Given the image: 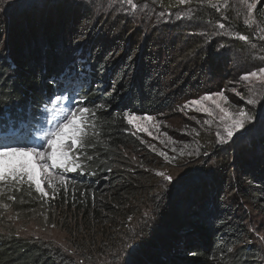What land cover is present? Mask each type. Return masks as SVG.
Instances as JSON below:
<instances>
[{
  "label": "trees",
  "instance_id": "trees-1",
  "mask_svg": "<svg viewBox=\"0 0 264 264\" xmlns=\"http://www.w3.org/2000/svg\"><path fill=\"white\" fill-rule=\"evenodd\" d=\"M97 3L0 5V130L29 143L35 110L63 96L94 113L85 115L92 134L75 150L80 170L62 175L66 184L59 177L53 196L3 185L0 264H264L252 231L264 233V113L210 161H188L171 184L124 118L174 111L191 91L256 69L244 5L161 0L163 10L157 2L124 17ZM256 8L264 28V0ZM10 214L63 230L69 248L8 229Z\"/></svg>",
  "mask_w": 264,
  "mask_h": 264
},
{
  "label": "rangeland",
  "instance_id": "rangeland-1",
  "mask_svg": "<svg viewBox=\"0 0 264 264\" xmlns=\"http://www.w3.org/2000/svg\"><path fill=\"white\" fill-rule=\"evenodd\" d=\"M78 1H89L90 3L98 2L97 4H103V7L101 6L102 11L106 10L105 8L107 2V7L112 8L113 13L116 15L120 14L125 17L129 14L130 8H132V10L135 12L137 8L141 10L142 5L151 7L153 9H159L155 6V3L159 2L160 4L161 0H132L131 4H129L127 0ZM176 1L179 3V0ZM198 1L207 2L208 5H214L217 7H228L229 5L231 8H233V6H235V8H240L244 5L240 2V0H211V2H209V0H188L187 3L182 5L190 6ZM249 2L251 1L249 0ZM161 6H163V4H160L161 10H163ZM244 7L246 10V13L244 14L246 17L245 20H250V28L247 29L248 32L246 33L253 36L255 39L254 42L247 44V46L254 50L252 59L254 63L258 65L256 69L249 71L243 70L245 71L243 74L242 71L238 73L236 72L235 74L232 72V75H226L217 86L208 91H199V93L195 90L191 91V93L184 98V101L180 104L179 108L174 111L160 113L157 116L133 114L137 118L132 124H130L133 132L136 136H138V139L142 145H144V147L147 148L148 151H150L158 159V164L166 165L161 169H155V173L164 172L171 175L173 177L172 183L175 181H180L182 177H184V174L182 173H186V167L184 165L187 164L188 161L198 160L200 157L207 158L208 161H210L212 154H215L216 151H218L217 146L226 144L218 142L217 133H220L222 137L225 136L224 126L219 121L218 109H216L212 101H203L201 105L189 104V107L183 108L186 103L204 97L205 95L223 92L227 97V104H224V102L221 101L219 97H213V99L219 101L223 106L227 107L233 113L239 112L240 109H245L257 117L255 123H257L258 120L263 116L260 113H264V110L260 108V106H264V75H262L259 79L250 78L249 81H243L241 80V77L246 73L258 71L259 68H264V39H262V37H264V28L262 26V21L258 17L256 18V11L254 10L252 16L249 17L246 5H244ZM172 17L176 18L174 14H172ZM233 89H235V91H233ZM237 93H239V95H237ZM249 98L256 99L257 103L255 105L248 104L247 101ZM61 100L62 101L60 102V105L52 110L49 114L47 113V110L42 108L38 109L39 111L37 109L35 110V114L33 116H35L37 119L36 121L38 122L36 123L37 127L34 129V132H36L35 137L36 141L41 139L37 146H27L25 144L19 145L17 142L19 140V134L14 137L12 131L7 132L0 130V142H3L6 139L5 136L8 135L10 138L5 143L21 147L26 146L38 147L42 149L46 148V140L48 137L45 135V133L47 130L49 131L54 129L55 126L63 119V116L67 113V111L73 109L78 110L79 108H82L77 104L75 101L76 99L71 102L67 99V97H61ZM204 107H207L209 111L213 112V115H209L208 112H205L203 110ZM182 108L183 110H181ZM41 113L43 114L41 115ZM147 117H151L152 119L148 120L146 119ZM32 121L33 120H31V116H29L27 122L28 125L32 123ZM85 123H89L88 121L86 122V118ZM248 128L251 129L252 125H249ZM244 132L247 131L237 133L243 134ZM88 133L91 135L92 129L87 128L86 126V135ZM230 140H228V142H230ZM75 150L76 149H73V154L77 156ZM161 152L165 153L168 159H165L164 156L160 155ZM228 156L230 157V155ZM75 162L80 165L79 159H77ZM79 170L80 167L76 171ZM51 172V177H49L47 174L44 176L43 186L45 191L48 193L46 198L50 197L51 195L53 196L59 177H62V175L64 176L66 173L75 171H65L64 169L53 168L51 169ZM158 177L163 182H165L160 176ZM49 181H51V187H49ZM9 183L15 182H0V199L3 185ZM19 183L30 185V183L27 181V178ZM0 207L2 206L0 205ZM8 219V229L21 236L37 238L48 243H54L56 246L62 248H69V245L66 244V233L55 226H51L47 221H43V219L36 217L32 218L31 214L30 216H25V218H15L10 214ZM252 229L253 242L260 246L264 257V233L258 232L257 228L255 227H252ZM0 231L5 233V227L0 226ZM124 261L125 259H120L116 263L122 264Z\"/></svg>",
  "mask_w": 264,
  "mask_h": 264
},
{
  "label": "snow or ice",
  "instance_id": "snow-or-ice-1",
  "mask_svg": "<svg viewBox=\"0 0 264 264\" xmlns=\"http://www.w3.org/2000/svg\"><path fill=\"white\" fill-rule=\"evenodd\" d=\"M127 2L131 4L132 0H127ZM187 2L188 0H179L180 4ZM240 2L246 5L248 16L251 17L253 11L258 10L256 5L260 0H251V2L249 0H240ZM6 3H10V0H0V4ZM245 23H250V20H245ZM220 27L222 28L224 25L221 24ZM239 39L248 41L249 37L239 35ZM262 75H264V68H259L258 71L244 74L241 80L249 81L250 78L259 79ZM213 97H219L224 104L228 103L224 93L217 92L192 100L186 103L183 108L189 107V104L201 105L203 101H212L216 109H218L219 121L224 126L225 136L222 137L220 133H217L218 142L227 143L237 132L248 131L249 125L254 126L257 117L249 111L240 109L239 112L233 113L219 101L213 99ZM247 103L255 105L257 100L249 98ZM203 110L208 112L209 115H213V112L209 111L207 107H204ZM85 114L94 115L88 108L67 111L55 128L45 133L48 137L46 148L21 147L9 143H0V182L12 181L19 183L27 178L30 185H35L37 192L41 193L42 196H47L48 193L43 186L45 174L51 177V169L53 168L76 171L80 167L75 162L78 157L73 154V149L78 150L84 145L86 136ZM124 118L127 119L129 124H132L137 119L133 114L128 113L124 114ZM146 119L151 120L152 118L147 117ZM160 155L168 159L165 153L161 152ZM88 159H91V157H88ZM156 175L160 176L167 183L173 182V177L169 174L157 172ZM61 182L66 184L63 177H61ZM49 187H51V181H49ZM11 199H15V197H11ZM145 215L147 216L148 214L145 213Z\"/></svg>",
  "mask_w": 264,
  "mask_h": 264
},
{
  "label": "bare ground",
  "instance_id": "bare-ground-1",
  "mask_svg": "<svg viewBox=\"0 0 264 264\" xmlns=\"http://www.w3.org/2000/svg\"><path fill=\"white\" fill-rule=\"evenodd\" d=\"M26 135L28 137L27 139H31L33 136L36 135V132L31 130L30 132L28 131ZM5 137H6V139L3 142H0V143H5L10 138L8 135H6ZM14 137H16V135H14ZM34 142H38V141H34ZM22 144H26V143H22Z\"/></svg>",
  "mask_w": 264,
  "mask_h": 264
}]
</instances>
